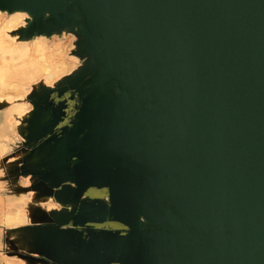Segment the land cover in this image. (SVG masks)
<instances>
[{
	"label": "water",
	"instance_id": "water-1",
	"mask_svg": "<svg viewBox=\"0 0 264 264\" xmlns=\"http://www.w3.org/2000/svg\"><path fill=\"white\" fill-rule=\"evenodd\" d=\"M0 12L26 13L14 42L72 35L75 63L0 95L19 214L0 252L264 264V0H0Z\"/></svg>",
	"mask_w": 264,
	"mask_h": 264
},
{
	"label": "rangeland",
	"instance_id": "rangeland-1",
	"mask_svg": "<svg viewBox=\"0 0 264 264\" xmlns=\"http://www.w3.org/2000/svg\"><path fill=\"white\" fill-rule=\"evenodd\" d=\"M25 15L24 12L10 15L0 12V95H6L8 99L23 97L31 90L30 85L39 79L53 84L75 66L66 50L73 39L72 35L59 39L53 36L50 40L41 36L32 41L19 42L9 38V29L21 25ZM25 106L20 104L19 112L15 110L14 114H23Z\"/></svg>",
	"mask_w": 264,
	"mask_h": 264
},
{
	"label": "crops",
	"instance_id": "crops-1",
	"mask_svg": "<svg viewBox=\"0 0 264 264\" xmlns=\"http://www.w3.org/2000/svg\"><path fill=\"white\" fill-rule=\"evenodd\" d=\"M19 106L20 104H16L14 110L19 109ZM4 157L2 151H0V233L5 231V229L14 228L19 225V214L17 215L15 210V206L18 203L16 202L14 184H11L5 168L2 169ZM22 183L23 181L19 179L18 185ZM49 205L53 204L50 203ZM0 264H20V260L14 254H6L3 251L0 252Z\"/></svg>",
	"mask_w": 264,
	"mask_h": 264
},
{
	"label": "bare ground",
	"instance_id": "bare-ground-1",
	"mask_svg": "<svg viewBox=\"0 0 264 264\" xmlns=\"http://www.w3.org/2000/svg\"><path fill=\"white\" fill-rule=\"evenodd\" d=\"M66 53H67V52H66ZM67 59H68V57H67ZM62 60H64V59H62ZM63 62H64L65 64H67L65 60H64ZM12 110L15 112L14 108H12ZM16 111L19 112V109H17ZM16 115H18V113H17Z\"/></svg>",
	"mask_w": 264,
	"mask_h": 264
}]
</instances>
